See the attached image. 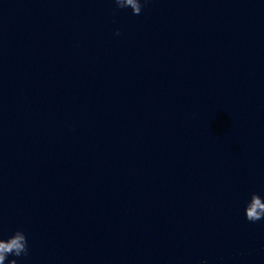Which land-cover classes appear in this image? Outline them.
Here are the masks:
<instances>
[{
  "label": "water",
  "instance_id": "95a60500",
  "mask_svg": "<svg viewBox=\"0 0 264 264\" xmlns=\"http://www.w3.org/2000/svg\"><path fill=\"white\" fill-rule=\"evenodd\" d=\"M141 2L0 0L7 260L264 264V0Z\"/></svg>",
  "mask_w": 264,
  "mask_h": 264
},
{
  "label": "clouds",
  "instance_id": "9594fccd",
  "mask_svg": "<svg viewBox=\"0 0 264 264\" xmlns=\"http://www.w3.org/2000/svg\"><path fill=\"white\" fill-rule=\"evenodd\" d=\"M117 8H131L134 15L142 12L143 4L141 0H114ZM116 35H120V30H116ZM246 219L249 222H257L264 219V198L258 193H252L249 202L246 205ZM29 253L28 240L22 230H17L7 240L0 239V264H6L9 256L21 257ZM7 264H18L17 259L7 260ZM203 264H208L205 260Z\"/></svg>",
  "mask_w": 264,
  "mask_h": 264
}]
</instances>
